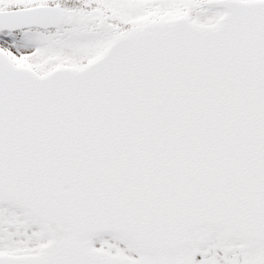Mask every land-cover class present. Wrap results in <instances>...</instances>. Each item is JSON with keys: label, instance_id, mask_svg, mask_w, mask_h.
Returning <instances> with one entry per match:
<instances>
[{"label": "snow or ice", "instance_id": "snow-or-ice-1", "mask_svg": "<svg viewBox=\"0 0 264 264\" xmlns=\"http://www.w3.org/2000/svg\"><path fill=\"white\" fill-rule=\"evenodd\" d=\"M0 264H264V0H0Z\"/></svg>", "mask_w": 264, "mask_h": 264}]
</instances>
